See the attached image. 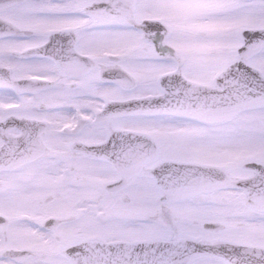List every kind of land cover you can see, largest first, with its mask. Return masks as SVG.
I'll use <instances>...</instances> for the list:
<instances>
[{
	"label": "flooded vegetation",
	"instance_id": "obj_1",
	"mask_svg": "<svg viewBox=\"0 0 264 264\" xmlns=\"http://www.w3.org/2000/svg\"><path fill=\"white\" fill-rule=\"evenodd\" d=\"M174 1L0 0V120L14 115L30 117L45 125L44 129L33 132L29 140L31 147L41 148V153L21 167L0 174L14 176L10 181H16L23 172L43 173L53 179L54 189L63 190L54 192L55 196H63L60 200L53 199L56 202L48 203L52 198H43V212L38 211L35 197L29 200V205L28 196L17 199L23 204L15 213L29 210L22 212L18 220L30 228L18 226L19 232L12 231L13 225L0 211V264H70L66 250L90 239L104 240L101 229L105 221L113 223L120 232L105 240L139 239L133 236L136 214L126 202L125 207L115 211L103 206L104 209H98L102 210L99 214L88 206L115 201L117 195L125 194L128 198L125 189L141 173L151 179V185L159 191L158 197L164 200L152 170L170 158L155 159L159 145L152 135L122 122L168 117L190 119L161 113L121 114L115 106L117 103L130 104L140 98L161 95L164 85L160 79L176 80L181 88L190 89L193 97L204 100L206 97L199 92L195 95L194 89L210 91L246 86L239 80L244 77L246 67L257 70L258 77L264 79V64L260 63L264 59V34L246 33L249 29H264V21L259 23L255 16L247 17L248 9L258 8L248 5L255 0H224L222 6L228 15L219 17L214 13L206 16L200 9L197 13L192 11L194 5L209 0H177L185 9L177 4L166 6ZM263 3L264 0H259V10ZM229 4H236V8L225 7ZM232 12L238 22H228L226 16ZM26 19L39 26L26 25ZM178 24L181 27L176 32ZM186 24H192V30ZM230 26H236L233 27L236 30L232 31ZM31 80L38 81L37 87L31 93H24L20 86ZM146 84L159 92H141ZM105 88L113 96L105 94ZM252 115L255 117L249 118ZM192 120L204 132H231L234 151L213 154L196 150L191 160L179 161L216 166L231 180L264 183L261 166L264 165V105L239 110L219 121ZM101 129L106 132L103 137L87 139V131ZM136 132L147 134L150 142L136 145ZM248 132L256 137L255 149L250 152L246 144V151L240 152L237 149L244 145L235 141ZM8 133L22 137L20 131ZM195 133V142L199 143L195 147H208L214 137L211 133ZM248 152L254 156L242 160ZM254 162L257 168L250 165ZM52 171L57 172L55 178L50 175ZM23 182L27 188L29 183ZM42 186L44 189L45 184ZM31 192L34 190L25 193ZM203 197L214 201L222 215L238 219L237 226L230 227L227 238L203 241L243 247L244 256L248 249L264 248L261 236L264 221L260 219L264 218V209L251 206L244 190L223 189L183 200ZM16 201L9 198L6 203ZM260 204L258 198L256 206L259 208ZM88 215L93 217V222H88ZM96 221L101 222V228L92 227ZM88 228L93 229L92 234ZM33 232L41 238H29ZM32 248L39 253L30 262L32 254L28 249ZM211 260L227 264L222 259Z\"/></svg>",
	"mask_w": 264,
	"mask_h": 264
},
{
	"label": "rangeland",
	"instance_id": "obj_2",
	"mask_svg": "<svg viewBox=\"0 0 264 264\" xmlns=\"http://www.w3.org/2000/svg\"><path fill=\"white\" fill-rule=\"evenodd\" d=\"M177 0H175L173 3H166V6L170 7L172 5L175 6L177 4L180 8L185 9V5L176 3ZM224 0H209L204 1V3H199L193 6L192 11L199 10L206 16H225L227 13L223 9ZM209 4H212L213 7H205ZM264 4V3H263ZM248 5H257V9H251L247 12V17L251 18L250 16H255L256 18L264 21V7L259 10V0L255 1H249ZM222 7V8H221ZM225 7H230L231 10L236 8V4H229ZM224 7V8H225ZM250 8V7H249ZM198 11V12H199ZM259 11L262 13L259 15ZM208 13V14H207ZM211 13H214L211 14ZM236 13V11H235ZM228 15V14H227ZM22 16V15H21ZM235 16V14L232 12L231 16L228 17V22H238V17H232ZM238 16V13L237 15ZM33 21L30 19L25 20L26 25L32 24ZM22 25L24 23L22 22ZM175 25L176 32L178 31V28L181 27ZM233 25V24H232ZM33 27H37L39 25L32 24ZM179 26V27H178ZM229 27V26H226ZM236 26H230L232 31L236 30V28H233ZM186 28L189 30H192L193 26L192 24H186ZM238 30V29H237ZM186 33H188L186 31ZM109 44H114L112 42H109ZM101 45V44H100ZM102 46V45H101ZM263 59V56L261 57ZM264 61V59H263ZM262 60L260 61L261 64H264ZM261 64L260 67H261ZM150 84H146L143 89H141V92H152L156 93L159 92L158 89L153 87H148ZM104 93L108 96H113L111 90L109 88L104 89ZM26 113H29V111ZM255 117L254 115L249 116ZM123 124H129L134 125L137 128L143 129V131L147 134L152 135V138L156 140V143L159 145L158 151L156 154L155 159H162V158H170L172 160H180L188 159L194 156V151L196 150H206L210 151L213 154H218V151H234V146H232V142L234 141L233 136L231 132H204L202 129L195 127L196 125L191 122H186L184 120L180 121L178 118L174 117H168L165 119H150L145 122L142 121H123ZM104 128V127H103ZM88 132V138L93 136L95 138H100L105 135L106 132L104 130H97ZM95 134H92V133ZM199 134H213L214 137L212 139V142L208 143V147L205 146H199L195 147V145L198 142H195L197 138H195L196 133ZM155 136V137H154ZM259 137V141H260ZM227 141V142H226ZM226 142V143H224ZM256 137L251 135V132L245 133L244 137L242 135L238 137V139L235 141V143L243 144V148H239L240 152H245L246 148L245 145H248V150L251 152L255 149L256 146ZM202 144H205L204 142H201ZM264 143V140H263ZM199 144V143H198ZM264 149V146H263ZM245 154L243 156L242 160L249 159L250 157H253L254 154ZM255 153V152H254ZM78 159L79 157H75ZM45 167V166H44ZM46 168V167H45ZM78 171V170H77ZM45 172L49 173V170L45 169ZM87 173H89V170H86ZM82 173H84L82 169ZM57 172L52 171L50 175L55 178ZM15 178L14 176H3V174H0V211L4 212L5 216L9 223L13 225L12 231L16 230L19 232L21 229L18 228V226H24L27 228H30L26 224H22L20 220H18V216L22 212H29V210L20 211L18 213H15L16 210H19L21 205L23 204L22 201H16L17 199L25 198L28 196L26 202L28 203L30 199L34 198V201L37 203L36 207L38 211L43 212L45 210V202L43 201L44 197H49L52 199H49L47 201L48 203L56 202L53 199H62V197L55 196L54 192H62L63 190H57L54 189V187L51 185V181L53 180L49 175L39 174V175H26L25 172H23L16 181H10L11 179ZM60 179V176H59ZM131 184L130 187L133 186V190L130 189V187L125 189V193L122 195H117V200L112 202H104L103 205H100V203H90L88 206H91L89 208H92L94 210V213L99 214L104 207H109L110 211H115L116 208L119 207H125L124 202H126V205H128L129 209L131 211L133 210L137 216L149 218L151 220V225L148 226L147 222H144L145 218H142L141 223H136V227L133 229V236L135 238H144V237H151V238H162V239H170V238H177V237H190V238H197V239H211L212 237H220V238H227L230 234V227L234 226L236 227V222L238 219L235 218H227V216L222 215L220 212H218V207L213 204L214 201H208L207 198H198L192 201L187 202H165L161 200L160 197H158L159 191L151 185V179L148 178L144 173H141L139 177L135 178ZM22 180V181H21ZM26 183H29V185L25 186ZM4 183L9 184V188H6V186H2ZM42 184H45V188L43 189ZM27 189V190H26ZM34 190V192L31 193H25ZM28 194V195H27ZM124 197V198H123ZM11 198L13 201H16L14 203H11L10 205L6 202L8 199ZM29 205V203H28ZM103 207V209H104ZM60 210L63 211V207H60ZM57 211V210H56ZM91 215H93L91 213ZM91 215H88L87 220L88 222H93V217ZM248 218V217H247ZM244 219V218H243ZM264 221V218H260ZM242 220V219H240ZM112 222H114L113 219H111ZM219 222L223 224V228L220 231H210L207 228L204 227V222ZM264 224V223H263ZM97 226V227H96ZM96 226L92 225L94 228H101V222L96 221ZM16 228V229H15ZM88 232L91 234L93 233V229L88 228ZM128 232V231H126ZM27 233V232H26ZM28 234V233H27ZM101 236L103 239H108L111 236H117L120 234L119 230L115 228V225L113 223L104 222L102 229H101ZM261 236L264 237V229L261 232ZM29 238H35L40 239L41 236L37 235L35 232L31 233ZM27 250V249H25ZM28 251L31 252L32 256L29 258L30 262L35 261L37 253L35 250L28 249ZM194 264H218V261L216 260H202L200 262L194 263Z\"/></svg>",
	"mask_w": 264,
	"mask_h": 264
},
{
	"label": "water",
	"instance_id": "obj_3",
	"mask_svg": "<svg viewBox=\"0 0 264 264\" xmlns=\"http://www.w3.org/2000/svg\"><path fill=\"white\" fill-rule=\"evenodd\" d=\"M249 72L257 76L256 71L247 67ZM250 80V78L248 79ZM224 99L218 101L214 114H207L205 117L220 118L232 115L240 108H247L259 104V98L264 99V87H244L228 90ZM143 108L150 109V103H142ZM121 106V105H120ZM162 111L182 112L195 115L193 112H183L177 101L169 102L158 106ZM139 109V105L136 106ZM105 117V116H103ZM12 125V126H10ZM9 127H16L22 132H32L36 128V123L30 119L8 118L0 121V133L6 132ZM1 137V136H0ZM3 139V137H2ZM16 145L9 139L4 138V144L0 147V169L3 167H17L27 159L21 160L20 156H9L10 145ZM28 153V151H25ZM256 168V165H254ZM136 168L135 170H137ZM152 175L156 184L163 191V197L167 199H180L182 197H192L201 192H209L223 187H242L248 190L252 199L256 198V185L229 180L224 173L215 167L198 166L194 164L163 162L152 170ZM264 193V192H263ZM264 201V196H261ZM251 200L252 205H255ZM208 226L218 229L219 225L209 224ZM96 241L88 242L89 256L103 255L102 259L94 258L89 264H189L198 257L218 256L225 258L230 264V258L237 260L243 247L232 244L217 242L204 243L192 239L177 240H149L132 243H100ZM80 247H76L78 249ZM257 250L248 249L247 257L255 258ZM245 255V254H244ZM230 257V258H229Z\"/></svg>",
	"mask_w": 264,
	"mask_h": 264
}]
</instances>
